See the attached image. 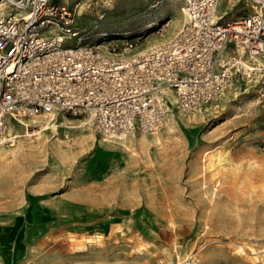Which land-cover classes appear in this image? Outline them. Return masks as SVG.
<instances>
[{
  "label": "rangeland",
  "instance_id": "obj_1",
  "mask_svg": "<svg viewBox=\"0 0 264 264\" xmlns=\"http://www.w3.org/2000/svg\"><path fill=\"white\" fill-rule=\"evenodd\" d=\"M53 1L74 8L83 44L138 36L142 50L184 20V0ZM249 8L221 0L216 12ZM168 111L123 137L102 136L83 113L12 120L15 137L0 144V264H264L257 84L238 78L199 110Z\"/></svg>",
  "mask_w": 264,
  "mask_h": 264
},
{
  "label": "built area",
  "instance_id": "obj_2",
  "mask_svg": "<svg viewBox=\"0 0 264 264\" xmlns=\"http://www.w3.org/2000/svg\"><path fill=\"white\" fill-rule=\"evenodd\" d=\"M217 2L184 0L175 34L136 50L138 36L122 48L75 40L69 5L0 0V144L15 137L12 120L58 112L85 114L102 136L150 132L170 105L199 110L238 78L255 82L264 99V0H247L246 13L226 19Z\"/></svg>",
  "mask_w": 264,
  "mask_h": 264
},
{
  "label": "bare ground",
  "instance_id": "obj_3",
  "mask_svg": "<svg viewBox=\"0 0 264 264\" xmlns=\"http://www.w3.org/2000/svg\"><path fill=\"white\" fill-rule=\"evenodd\" d=\"M219 1H221V0H218V3H219ZM218 3H217V4H218ZM130 4H131V3H130ZM217 12H218V11H217ZM217 12H216V16L219 17L220 14H218ZM168 21H169V19L166 20L165 23L162 22V23H163V26L167 25V24H168ZM162 23H161V25H162ZM153 24L156 25L157 23L154 22ZM151 27H152V26H151ZM138 38H139V37H138ZM116 40H121V39H116ZM123 40H124V39H123ZM102 42H103V41H102ZM107 42H108V41H107ZM222 93H223V92H222ZM168 112H169V111H168ZM170 114H171V113H170ZM172 114H173V113H172ZM168 115H169V114H168ZM172 117H173V116H172ZM172 117H168V119L166 120V121H168L167 123L170 124V120H171ZM34 118H35V117H34ZM25 120H26V119H25ZM31 120H32V121H35V120L32 119V118H31ZM174 120H175V119H174ZM171 121H172V120H171ZM29 122H30V121H29ZM173 122H174V121H173ZM173 122H172V124H173ZM41 123H42V122H41ZM169 124H167V125L170 126ZM12 129H13V128H12ZM41 129H42V128H41ZM11 131H12V130H11ZM16 131H17V130H16ZM22 131H23V130H22ZM32 134H33V133H32ZM20 135H21V134H20ZM18 136H19V135H18ZM123 136H125V135H119V137H123ZM124 138H125V137H124ZM121 139H122V138H121ZM112 140H113V139H112ZM144 140H145V139H144ZM145 142H146V141H145ZM117 143H118V142H117ZM111 144H113V143H111ZM131 144H132V143H131ZM140 144H141V143H140ZM105 145H106V144H105ZM144 145H145V144H144ZM107 146H108V145H107ZM123 149H124V147H123ZM120 150H121V149H120ZM122 151H123V150H122ZM126 156H127V155H126ZM116 157H117V156H116ZM118 158H119V156H118ZM120 158H121V156H120ZM123 158H124V157H123ZM120 160H121V159H120ZM114 161H116V160H114ZM122 163H123V162H122ZM113 164H114V163H113ZM124 165H125V164H124ZM112 167H113V166H112ZM117 168H118V167H117ZM119 168H120V167H119ZM112 169H113V168H112Z\"/></svg>",
  "mask_w": 264,
  "mask_h": 264
}]
</instances>
